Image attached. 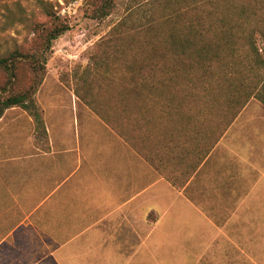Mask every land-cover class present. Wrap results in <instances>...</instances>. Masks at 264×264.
<instances>
[{"label": "trees", "instance_id": "1", "mask_svg": "<svg viewBox=\"0 0 264 264\" xmlns=\"http://www.w3.org/2000/svg\"><path fill=\"white\" fill-rule=\"evenodd\" d=\"M35 1L48 25L23 6L7 15L32 37L0 53V119L14 107L27 111L35 144L45 150L36 94L54 43L70 25L52 0ZM119 4L89 3L99 19ZM129 21L97 44L101 54H92L75 93L152 165L164 166L167 154L194 171V160L209 154L250 100L264 105V0H136V26Z\"/></svg>", "mask_w": 264, "mask_h": 264}, {"label": "crops", "instance_id": "2", "mask_svg": "<svg viewBox=\"0 0 264 264\" xmlns=\"http://www.w3.org/2000/svg\"><path fill=\"white\" fill-rule=\"evenodd\" d=\"M39 92L49 148L35 144V123L24 109L0 119V264L115 263L110 235L126 225L134 230L139 197L163 219L181 210L170 207V195L191 203L188 191L199 196L206 176L213 182L220 174L227 135L194 160V171L167 154L157 168L78 97L42 101Z\"/></svg>", "mask_w": 264, "mask_h": 264}, {"label": "rangeland", "instance_id": "3", "mask_svg": "<svg viewBox=\"0 0 264 264\" xmlns=\"http://www.w3.org/2000/svg\"><path fill=\"white\" fill-rule=\"evenodd\" d=\"M52 1L70 29L54 43L39 100H70L77 97V79L92 54H101L97 46L101 39L123 20L130 19L129 24L136 26V0H120L117 10L105 19L92 16L90 0ZM19 6L37 12V19L48 25L47 18L36 10L35 0H0V53L31 40L24 25L7 22L8 13ZM3 81L0 72V83ZM216 118L213 125L219 123ZM224 135L227 138L220 150L224 162L217 163L218 178L212 182L206 176L199 196L188 191L192 204L170 195V207L181 210H170L163 219L149 212L148 198L139 197L134 230L126 225L124 231L110 235V243L117 245L118 260L108 264H264V105L250 100ZM226 163L229 171L224 168ZM197 204L203 214L196 210Z\"/></svg>", "mask_w": 264, "mask_h": 264}]
</instances>
